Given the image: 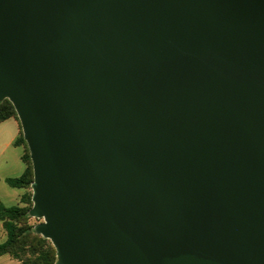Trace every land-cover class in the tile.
<instances>
[{"label": "water", "instance_id": "water-1", "mask_svg": "<svg viewBox=\"0 0 264 264\" xmlns=\"http://www.w3.org/2000/svg\"><path fill=\"white\" fill-rule=\"evenodd\" d=\"M54 264H264V0H0V101Z\"/></svg>", "mask_w": 264, "mask_h": 264}, {"label": "trees", "instance_id": "trees-1", "mask_svg": "<svg viewBox=\"0 0 264 264\" xmlns=\"http://www.w3.org/2000/svg\"><path fill=\"white\" fill-rule=\"evenodd\" d=\"M10 118H16L19 121L12 103L9 100L0 101V123ZM14 145L27 146L22 133L17 137ZM22 160L26 164L24 173L19 177L5 179L12 188L26 189L31 187L33 182L29 149L26 154L22 155ZM23 202L24 200H22ZM28 218L29 210L27 211L25 207L19 204L7 207L0 203V222L3 223L7 235L6 240L0 242V256L9 254L14 259L21 261L22 264H54L56 262L55 248L49 240L37 235L34 228L26 224ZM27 249L32 257L20 255V252L24 254Z\"/></svg>", "mask_w": 264, "mask_h": 264}, {"label": "rangeland", "instance_id": "rangeland-1", "mask_svg": "<svg viewBox=\"0 0 264 264\" xmlns=\"http://www.w3.org/2000/svg\"><path fill=\"white\" fill-rule=\"evenodd\" d=\"M22 133V131H21ZM2 136V140L0 141V153L1 149H4V143L6 142V136ZM28 151L26 145L22 146H10L4 149V153L0 154V203L4 204L5 206H14L19 204L22 207H25L28 210L32 208V189L31 187L26 189H17L12 188L7 184L5 181L6 178H14L19 177L22 175L26 168V164L20 159V156L26 154ZM22 158V157H21ZM29 165V164H28ZM22 200L24 202L22 203ZM42 222V219H36L34 217L29 216L26 224L34 228L35 225ZM0 229L2 233H4L5 238L7 237L6 231L3 227V223L0 222ZM42 237V236H41ZM14 259L11 255L6 254ZM22 257H32L29 255L28 249L25 250L23 254L20 252ZM35 256H33V259ZM19 264H22L21 261L14 259Z\"/></svg>", "mask_w": 264, "mask_h": 264}, {"label": "crops", "instance_id": "crops-1", "mask_svg": "<svg viewBox=\"0 0 264 264\" xmlns=\"http://www.w3.org/2000/svg\"><path fill=\"white\" fill-rule=\"evenodd\" d=\"M20 133H21L20 122L16 118H10L0 123V141L2 140L3 134H5L4 136H6V139H7L6 142L4 143L5 148L14 146V142L17 139V137L20 135ZM4 149H1L0 154L4 153ZM21 157L22 156H20V159H22ZM4 238H5V235L4 233H2L0 229V242L5 241L6 239ZM0 264H19V263L15 261L14 259H12L10 256L5 254V255L0 256Z\"/></svg>", "mask_w": 264, "mask_h": 264}]
</instances>
